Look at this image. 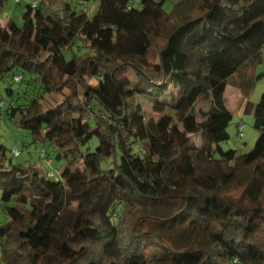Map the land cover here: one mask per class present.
Here are the masks:
<instances>
[{"label": "trees", "instance_id": "16d2710c", "mask_svg": "<svg viewBox=\"0 0 264 264\" xmlns=\"http://www.w3.org/2000/svg\"><path fill=\"white\" fill-rule=\"evenodd\" d=\"M33 2L16 0L24 22L39 12L37 28L0 14L5 112L61 165L55 179L36 164L6 163L0 144V199L16 213L0 222L3 263L264 264V115L254 120L259 135L248 151L218 159L227 171L213 172L206 151L207 142L229 137L230 58L241 52L237 72L263 60L264 0H199L152 58L174 11L166 0L138 4L134 26L116 4L106 50L86 39L93 20L78 8L83 0ZM105 10L97 0L94 16ZM51 33L61 52L40 43ZM251 108L247 101L244 112ZM237 166L252 168L246 183ZM159 205L173 209L139 230L148 216L136 210ZM164 229L203 241L176 245Z\"/></svg>", "mask_w": 264, "mask_h": 264}, {"label": "rangeland", "instance_id": "374dc122", "mask_svg": "<svg viewBox=\"0 0 264 264\" xmlns=\"http://www.w3.org/2000/svg\"><path fill=\"white\" fill-rule=\"evenodd\" d=\"M27 1L33 3V0ZM83 1L82 4L78 5V8L84 9L93 20V26L87 32L86 39L89 43L96 44L103 50L108 48L114 38V31L110 26L114 20V6L116 4H119L120 8L123 10L125 16L123 23L127 26H134L141 22L142 12L140 7H138V4L150 2L152 6L155 5V0H106V10L104 15L95 17L94 10L97 6V0ZM177 1L178 0H166L164 4V9L166 11H174L169 14L163 37L156 41L149 54V58H152L162 47L171 27L177 26L184 19L198 12L197 7L199 5V0H180L178 3ZM175 4L176 6L174 8ZM32 5L34 6L35 4ZM21 11L22 4H17L16 0H5L0 14L4 18H11L18 26L25 25L26 28L39 27L42 18L38 11H35L31 19L27 22H24L21 18ZM48 41L53 42L57 49H60V38L57 34L51 33L48 36L43 37L40 43L45 45ZM240 54V51L234 52L229 60L233 72L226 80L227 87L226 92L224 93V103L232 113V119L227 127L229 137L225 141L207 142L206 144V151L211 158L209 161L210 168L215 173L228 170L224 162L218 161L225 151L239 148L246 152L253 146L259 135V131L253 125L254 120L256 117L264 115V103L261 102V95L264 93V48L262 51L263 60L260 63L246 71L237 72V67L240 64ZM9 81V75L4 79H0V102H3V106L0 105V144L6 148L5 162L7 163L8 159H10L14 164H36L47 173L53 172V178L57 179L59 177L58 169L61 162L52 158L50 147L47 144L32 142L27 130L17 128L12 125L7 118L5 112L7 105L5 87ZM18 86H21V88L24 87L22 83L12 84L14 89ZM247 101L252 103L250 113L244 112L245 103ZM13 148L20 151L18 156L13 155ZM43 152H45V156H42ZM163 155L166 156L167 151L163 152ZM103 166L105 167L106 164L103 163ZM235 172L242 183H246L253 174L252 168L243 166L235 167ZM232 192L236 193L237 191ZM8 206L9 204L3 203L0 199L1 223H5L16 217V213L9 210ZM172 209L173 207L169 205L138 209L136 210V214L142 216L147 215L148 217L145 216V218L138 220L136 227L139 230L144 229L146 225H149L152 222V219H149L150 216L163 215L169 213ZM162 231L171 232L170 235L176 245H185L191 240L203 241L202 236L192 235L184 231H168L165 229ZM0 264H4L1 258Z\"/></svg>", "mask_w": 264, "mask_h": 264}, {"label": "built area", "instance_id": "2783aa9c", "mask_svg": "<svg viewBox=\"0 0 264 264\" xmlns=\"http://www.w3.org/2000/svg\"><path fill=\"white\" fill-rule=\"evenodd\" d=\"M33 4H35V2H33ZM34 6H35V5H34ZM19 78H20L19 76H18V77H15V80L18 81ZM0 105L3 106V102H0ZM12 153H13L14 156H18V155L20 154V151H19L18 149H16V148H13V149H12ZM51 174H52V173H50V175H51Z\"/></svg>", "mask_w": 264, "mask_h": 264}]
</instances>
